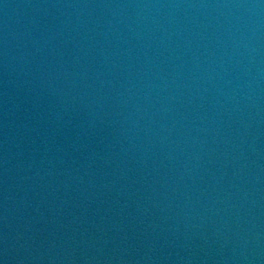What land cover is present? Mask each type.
Wrapping results in <instances>:
<instances>
[{"label": "water", "instance_id": "1", "mask_svg": "<svg viewBox=\"0 0 264 264\" xmlns=\"http://www.w3.org/2000/svg\"><path fill=\"white\" fill-rule=\"evenodd\" d=\"M0 264H264V0H0Z\"/></svg>", "mask_w": 264, "mask_h": 264}]
</instances>
